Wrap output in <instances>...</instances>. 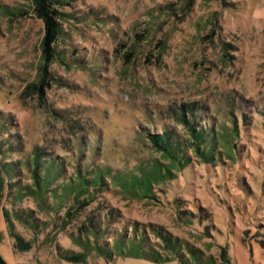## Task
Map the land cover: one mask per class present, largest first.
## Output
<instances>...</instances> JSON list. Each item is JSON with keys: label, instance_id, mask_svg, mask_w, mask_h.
<instances>
[{"label": "rangeland", "instance_id": "374dc122", "mask_svg": "<svg viewBox=\"0 0 264 264\" xmlns=\"http://www.w3.org/2000/svg\"><path fill=\"white\" fill-rule=\"evenodd\" d=\"M60 12L46 62L32 0H0V164L16 163L22 186L36 149L61 162L58 182L84 167L109 176L64 206L12 202L6 190L4 263L264 264V0H70ZM43 67L49 86L39 97ZM185 121L212 136L236 128L233 157L204 163L188 148L189 164L151 197L123 189L118 178L166 162L147 134L187 139ZM3 210L30 214L33 226L13 218L12 227L27 250L15 247ZM106 216L98 242L109 246L99 256L80 245L77 227ZM147 247L173 258L149 262L140 256Z\"/></svg>", "mask_w": 264, "mask_h": 264}, {"label": "trees", "instance_id": "16d2710c", "mask_svg": "<svg viewBox=\"0 0 264 264\" xmlns=\"http://www.w3.org/2000/svg\"><path fill=\"white\" fill-rule=\"evenodd\" d=\"M70 0H32V5L38 11V15L42 17L44 35L41 38L42 56L46 62L50 61L56 56L54 48V41L58 39L59 32V19L64 15L60 12V9L66 5H69ZM132 56V51L126 52L125 60L129 61ZM47 65H45L46 67ZM43 67V79L36 86L39 91V97L44 96L45 91L43 86L48 87L49 83L46 81V69ZM190 113V114H189ZM190 119L192 118L191 111H188ZM184 119V118H183ZM196 120V118H192ZM190 125L188 129L189 137L182 140L181 138L175 137L163 130L160 133H149L147 134L148 139L154 149H156L162 158L166 159V162L161 164L157 162L149 168H140V172L136 171L134 174H128L126 177L118 178V183L125 190L133 191L134 195L142 197L152 196V187L160 182L172 179L171 172L175 169L182 170L190 162V156L187 155V149L191 148L195 155L204 163H212L214 160L220 157V153L223 152L228 158H232V150L234 148L232 137H234L238 131L234 128L229 134L222 131H218L216 136L208 134L206 128L197 129L194 121H185ZM216 145L219 149L216 150ZM16 163H1L0 164V200L4 197L7 190V197L12 201H20L26 197H34L36 201L42 206L48 207L49 203L46 202V197H50L54 200H59L61 205L71 200L78 201L80 197H86L90 192L89 188L98 189L106 184V177L109 176L107 168H97L88 170L84 167L83 169H77L75 171V177L68 181L58 182L59 177L62 175L63 167L61 162L51 157L43 159L42 152L34 150L33 156L30 161L25 162V166L29 169L32 181L28 185H18L16 183L17 173L15 171ZM130 176V180H128ZM64 200L60 201V198ZM64 206V205H63ZM68 214V211H65ZM3 215L8 223V227L12 230L15 239V247L21 251L27 250L29 247L25 243L20 235L13 231V218L19 220L21 223L33 226L31 216L28 212L22 213L21 210H14L10 214L7 210H3ZM110 215V214H109ZM109 217H103L94 221L91 219L90 223H83L82 226L77 227L79 236H76L80 245L83 248H90L99 254V256L107 255L105 253L104 246L108 247L109 243L98 242L104 235L102 232L104 225H107ZM86 237V240H82L81 237ZM163 246L166 249H173L175 241L170 239L163 234H160ZM92 237L93 240L89 241ZM111 237L115 242H118L122 235L111 234ZM122 240V239H121ZM191 252L196 253L198 250L190 248ZM109 253V252H108ZM110 255H113L112 253ZM141 258L148 260L153 263H165L170 261L173 257L166 256L157 250L141 249ZM0 264H5L0 257Z\"/></svg>", "mask_w": 264, "mask_h": 264}]
</instances>
